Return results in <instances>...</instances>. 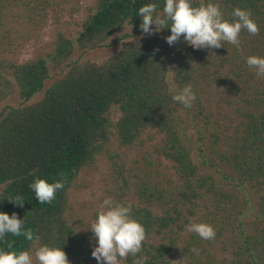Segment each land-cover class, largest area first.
<instances>
[{"label":"trees","instance_id":"obj_1","mask_svg":"<svg viewBox=\"0 0 264 264\" xmlns=\"http://www.w3.org/2000/svg\"><path fill=\"white\" fill-rule=\"evenodd\" d=\"M86 1L0 0V211L15 212L34 233L31 241L9 234L0 248L31 249L37 264L39 246H62L70 264H97L93 233L73 224L70 192L106 157L126 200L118 203L130 204L146 231L141 253L120 264L141 256L146 264H174V252L181 264H264V77L246 64L249 56H264V0H215L228 20L235 8L249 11L258 34L242 30L239 46L198 50L182 39L169 46L170 29L161 38L143 36L138 9L156 3L162 17L164 0H95L74 40L59 28L49 59L20 61L51 19L59 24L66 12L78 15ZM125 26L133 34L103 62L73 61L77 50L105 47ZM189 83L197 99L185 109L172 96ZM213 83L229 99L214 102ZM16 95L18 107L6 104ZM146 137L158 138L153 154L172 164L176 182L155 176L160 163L146 158L148 171L124 177L112 144L140 149ZM37 178L64 182L50 204L39 203L29 187ZM190 222L212 225L215 239L189 232Z\"/></svg>","mask_w":264,"mask_h":264},{"label":"clouds","instance_id":"obj_2","mask_svg":"<svg viewBox=\"0 0 264 264\" xmlns=\"http://www.w3.org/2000/svg\"><path fill=\"white\" fill-rule=\"evenodd\" d=\"M157 7L156 3H147L138 9V14L142 17L140 29L143 34L148 35L170 29L171 34L165 37L169 46L181 39L194 50L218 49L224 46L222 42L239 46L242 30H247L252 35L259 31L249 11L235 8L232 12L233 19L228 20L215 0H207L199 6H193V0H164L162 17L157 13ZM246 64L255 70L257 77H264V56H249ZM172 99L185 109H190L197 94L189 83L173 95ZM29 187L39 203L50 204L57 191L64 188V182L57 180L49 183L46 179L37 178ZM10 201L17 206L23 205L16 200ZM90 229L95 240L91 255L97 264H120L129 255L136 256L141 253L146 238L143 224L132 215V206L118 203L111 197L102 201ZM187 230L197 234L202 240L210 241L216 236L212 225L204 222H190ZM9 234L24 236L29 241L34 239V233L25 229L24 218H18L15 212L9 215L0 211V241ZM192 251L199 254L198 249L193 248ZM34 257L37 264H70L62 246L41 245L35 250ZM146 262L147 257L141 256L133 264ZM0 264H33V252L31 249L17 252L0 248Z\"/></svg>","mask_w":264,"mask_h":264},{"label":"rangeland","instance_id":"obj_3","mask_svg":"<svg viewBox=\"0 0 264 264\" xmlns=\"http://www.w3.org/2000/svg\"><path fill=\"white\" fill-rule=\"evenodd\" d=\"M88 8H95V0H87L83 3L81 12L72 18L69 15V12L64 13L60 16L59 24L55 23L54 20L51 19L44 31L43 40L40 43H31L28 45L21 52L20 61L25 62L38 58L49 59V55L53 52V42L59 28H61L63 32L68 34L70 38L74 40L79 32L77 24L87 16ZM151 27L155 28L154 25ZM132 34V29L125 26L111 38L107 46L87 52L77 50L73 56V61L101 63L117 50V47L124 36ZM143 36L161 38L160 31L154 32V34L151 35L143 34ZM64 71H67V69H64ZM60 76V72L53 74V80H51L50 83H53ZM212 88L213 89L209 88V92L214 102L220 99V95L226 100L229 99V94L224 92V88L222 86H218L216 83H213ZM219 89L221 90L218 93ZM20 103L21 100H19L16 95L8 100L6 104L11 105L12 107H18ZM222 105H224L222 108L225 109V104L222 103ZM111 116L112 118H116L119 116V112L117 110H113ZM145 140L146 143L143 148L130 151L120 149L116 142L112 144V152L114 154L118 153L120 156L116 162L118 167L123 165L124 169L122 174L124 177L127 179L131 175H141L140 170L146 171L148 169L145 168L146 158L147 160L151 159L154 164L158 165L160 163V165L156 168L157 171L154 174L155 176L159 174L161 175L162 180L172 179L176 182L177 177L172 169V164L163 159L156 158L153 154V146L158 142V138L151 141L148 137H146ZM113 169V164L108 158H99L97 167L93 170L83 172L78 181L79 186L72 189L70 192V200L74 207L73 224L86 234H90V232H92L90 225L94 222L96 214L100 210V205L104 199L111 197L117 202L126 201L123 200V198H119L120 195L117 194L118 186L113 180V176L115 174ZM131 180L136 181L135 178H132ZM120 184H123V182L121 181ZM125 194L128 195V199H132L126 189ZM89 240L95 246V240L92 237ZM172 258L174 264H181L183 261L179 252H174Z\"/></svg>","mask_w":264,"mask_h":264}]
</instances>
